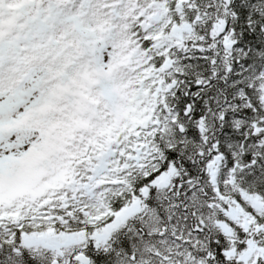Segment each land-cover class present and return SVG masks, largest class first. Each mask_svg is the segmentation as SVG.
<instances>
[{"label": "snow or ice", "instance_id": "6c2138e0", "mask_svg": "<svg viewBox=\"0 0 264 264\" xmlns=\"http://www.w3.org/2000/svg\"><path fill=\"white\" fill-rule=\"evenodd\" d=\"M0 264H264V0H0Z\"/></svg>", "mask_w": 264, "mask_h": 264}]
</instances>
